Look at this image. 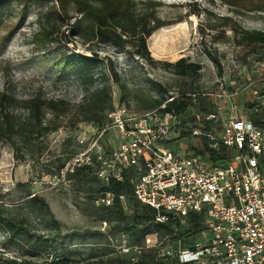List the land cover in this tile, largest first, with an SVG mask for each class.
I'll list each match as a JSON object with an SVG mask.
<instances>
[{
	"label": "rangeland",
	"instance_id": "rangeland-1",
	"mask_svg": "<svg viewBox=\"0 0 264 264\" xmlns=\"http://www.w3.org/2000/svg\"><path fill=\"white\" fill-rule=\"evenodd\" d=\"M28 1L0 2V92L16 100L13 111L19 117L25 115L19 101L34 95L63 99L70 107L65 111L66 116L58 118L48 112L46 120L60 126L42 137H32L30 155L22 156L18 151L16 156L9 143L0 140V215L25 220L22 230L25 232L16 240H9L0 229V264H14L11 261L16 264H128L132 257L134 260L139 257L134 247L143 245L142 240H136L143 228L138 226L135 236L122 230L123 225L115 220L102 221L104 210L99 207L100 200L92 201L86 196V190L97 189V184L71 182L66 178V170L73 169V159L80 153L92 155L96 147H102L105 152L117 149L122 135L113 124V116L118 111L123 115H143L163 106L150 107L156 97L170 100L190 87L197 91L194 105L179 116V125L170 130L165 143L174 152L195 153L193 147L198 136L192 134L194 128L203 132L209 125L211 136L219 139L221 125L231 114L259 120L264 113V58L258 60L259 51L246 56L245 48L232 42L228 28H224V38L212 41L216 32L208 27L228 15L247 29L264 30V0H155L160 3L158 17L172 23L147 38L151 57L171 63L180 58L199 63L201 69L196 81L179 78L170 68L159 64H147L108 42L83 43L70 36L67 30L77 16L71 4L69 19L56 20V27L65 31L66 39L58 36L51 42H36L34 34L55 3ZM196 9L205 12L190 13ZM208 50L218 56L221 68L210 60ZM71 51L88 56L95 51L99 60L88 66L89 75H83L78 69L62 70V57ZM106 66L114 69L117 81L102 75ZM121 84L125 86L123 91L119 89ZM104 85L111 93L112 105V109L105 110L104 121L77 122L76 107L87 93ZM204 111L213 115L207 122ZM62 162L64 169L57 173L56 165ZM138 163V160H129L127 166L133 168ZM34 194L45 200L59 222L54 229L45 226L48 216L43 211L24 204L27 195ZM123 210L132 216L126 201H123ZM183 228L182 225L176 230L182 243L186 242ZM63 259L67 260L62 263ZM164 261L168 264L171 258Z\"/></svg>",
	"mask_w": 264,
	"mask_h": 264
},
{
	"label": "built area",
	"instance_id": "built-area-1",
	"mask_svg": "<svg viewBox=\"0 0 264 264\" xmlns=\"http://www.w3.org/2000/svg\"><path fill=\"white\" fill-rule=\"evenodd\" d=\"M212 114H206L210 120ZM231 114L221 125V136L212 149L225 147V155L213 162L208 152L182 154L165 146L170 130L179 125L173 112L155 110L139 116L118 111L113 124L122 141L112 152L96 147L94 153H80L73 164L92 165L103 183L123 180L129 160H138L132 178L134 196L155 211L156 221L177 220L186 230L187 216L201 214V228L188 234L187 244L175 232L159 239L144 237L134 253L154 250L156 264H264V113L258 120ZM111 194L100 199L109 204ZM122 198V197H120ZM177 229H175L176 231ZM184 230L182 233H184ZM171 240V241H169ZM169 242V244L165 243ZM165 243V244H164ZM135 261L134 258H131Z\"/></svg>",
	"mask_w": 264,
	"mask_h": 264
},
{
	"label": "trees",
	"instance_id": "trees-1",
	"mask_svg": "<svg viewBox=\"0 0 264 264\" xmlns=\"http://www.w3.org/2000/svg\"><path fill=\"white\" fill-rule=\"evenodd\" d=\"M4 0H0L2 2ZM12 1V0H11ZM25 1V0H14ZM28 1V0H27ZM43 0H32L28 2H42ZM49 1V0H46ZM54 1L55 6L50 8L44 16V21L40 24V29L34 34L35 41L43 40L44 42L54 41L59 37L66 39L65 31H59L60 27H56L57 19H69V4L72 5L76 11L77 16L73 22L70 23L67 34L75 36L83 43H89L93 40L98 43H110L114 47L121 49L129 56H136L147 64L161 65L170 68L172 73L182 79H190L196 81L200 74L201 66L199 63L191 62L186 58L171 63L167 61L154 60L147 46V38L156 30L172 23L167 22L158 17L157 8L160 5L155 0H51ZM203 9H196L189 11L191 14H199ZM205 12V11H204ZM189 13V14H190ZM54 15V19H52ZM1 20V19H0ZM221 22L208 27L210 30L215 31L211 40L217 41L219 38H224L225 29L228 28L232 33V42L236 46L245 48L246 56L253 55L258 51L261 53L258 60L264 58V30L247 29L240 23L232 19L231 16L220 17ZM1 25V21H0ZM1 28V27H0ZM218 38V39H217ZM202 42L205 44L204 39ZM92 51V50H91ZM92 52V56L82 53L71 51L62 57V70H80L83 75L90 74V66L97 62V54ZM207 55L213 64L221 68L218 56L211 51H207ZM103 76L109 78H116V73L112 67L106 66ZM117 81V78L115 79ZM120 91L125 90L123 84L119 85ZM197 91L190 87L186 90H181L177 95L173 96L170 100L165 97H156L152 100L150 107L157 108L162 113L173 112L181 116L187 109L194 105L193 99ZM14 102L16 100L5 92H0V140L6 141L13 148L14 154L20 151L22 156L30 155L32 148L30 139L32 137H42L49 131L56 130L60 124L46 120V115L50 112L51 117L58 118L59 116H66L65 111L70 107V103L63 99L44 98L40 95H34L19 101L24 107L25 115L19 117L13 110ZM18 103V102H17ZM112 109L111 93L107 86H103L92 93H87L84 101L76 107L75 120L77 122H101L106 118L104 115L105 110ZM203 114H212L208 111ZM205 116V115H204ZM109 118L107 117V120ZM255 121L254 118H251ZM205 121V119H204ZM207 122V121H205ZM259 123V121H256ZM101 130V128H99ZM210 127L206 125L203 134H210ZM198 135L193 150L197 154L208 152L213 162L221 159L225 155V147L219 145L218 149H212L210 146L214 143L213 140L205 135ZM92 165L73 164L72 170H66V178L69 181H83L84 183L94 182L97 184V189L90 187L86 190V196L92 201H99L106 196V193L111 194V201L109 204L99 202V207L104 210V215L100 217L102 221L115 220L118 224L123 225L122 230L126 232L137 231L138 226L143 228V231L136 236V240H143L146 235L156 234L159 239L166 235L171 237L180 226L177 220L169 218L167 222L156 221L155 211L150 206H147L138 201L134 196V189L132 178L135 173V168H128L124 171L122 181L115 179L109 180L108 183H103L97 175V168L95 158ZM64 162L56 165L55 171L59 173L64 169ZM97 197H92V194ZM93 195V196H94ZM122 197V198H120ZM123 201H126L132 210V216L129 217L123 210ZM24 204L29 208H35L38 211H43L48 216L44 222L45 226L55 228L59 225L49 211L48 205L45 200L34 194L27 195ZM130 218V219H129ZM201 214H190L186 219V230L182 235L188 237V234H195L201 228ZM129 219V220H128ZM25 220L23 218L16 220L11 216L0 215V229L6 234L9 240H16L22 234L24 229ZM129 224H131L129 226ZM132 233V234H133ZM133 234V235H134ZM190 235V234H189ZM178 236L172 238L175 245L178 243ZM194 240V239H192ZM191 240V241H192ZM44 243H47L44 240ZM186 239V243L189 244ZM181 242V240H180ZM181 247L183 243H181ZM154 250H149L144 255H140L135 261L129 259L128 264H156L153 259ZM67 260L63 259L62 263ZM11 263L16 264L15 261ZM20 264H27L22 262Z\"/></svg>",
	"mask_w": 264,
	"mask_h": 264
},
{
	"label": "bare ground",
	"instance_id": "bare-ground-1",
	"mask_svg": "<svg viewBox=\"0 0 264 264\" xmlns=\"http://www.w3.org/2000/svg\"><path fill=\"white\" fill-rule=\"evenodd\" d=\"M166 51V50H165Z\"/></svg>",
	"mask_w": 264,
	"mask_h": 264
}]
</instances>
